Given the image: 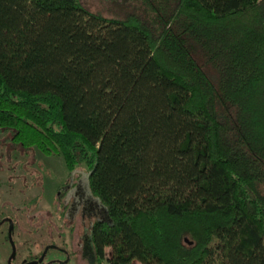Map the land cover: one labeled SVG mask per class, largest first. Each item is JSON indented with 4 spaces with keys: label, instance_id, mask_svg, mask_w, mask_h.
<instances>
[{
    "label": "trees",
    "instance_id": "obj_1",
    "mask_svg": "<svg viewBox=\"0 0 264 264\" xmlns=\"http://www.w3.org/2000/svg\"><path fill=\"white\" fill-rule=\"evenodd\" d=\"M136 2L0 0V127L86 167L95 264H264V0Z\"/></svg>",
    "mask_w": 264,
    "mask_h": 264
},
{
    "label": "rangeland",
    "instance_id": "obj_2",
    "mask_svg": "<svg viewBox=\"0 0 264 264\" xmlns=\"http://www.w3.org/2000/svg\"><path fill=\"white\" fill-rule=\"evenodd\" d=\"M80 1L90 10L101 12L106 16L120 15L138 6L136 0ZM0 161L3 163L0 178L9 179L10 174L22 177L20 186L36 201V213L31 220L42 228L41 247L53 239L58 241L57 235L61 233V229L56 231L54 224H60L59 215L66 206L69 209V216L73 217V223L79 225L81 234L90 232L91 222L95 218L110 220L107 208L89 190L86 167L80 166L78 170L71 171L61 154H47L36 147L25 149L11 140L10 130L1 127ZM15 166L16 168L13 169ZM48 226L52 227V234L49 236L44 233ZM15 240L17 258H20L24 250L17 233ZM0 250L4 253L9 251L8 241L2 229H0ZM106 251H109V248H106ZM59 256L64 257V254L61 253ZM67 263L72 264L69 260Z\"/></svg>",
    "mask_w": 264,
    "mask_h": 264
},
{
    "label": "flooded vegetation",
    "instance_id": "obj_3",
    "mask_svg": "<svg viewBox=\"0 0 264 264\" xmlns=\"http://www.w3.org/2000/svg\"><path fill=\"white\" fill-rule=\"evenodd\" d=\"M2 164L0 161V169L3 168ZM15 168L16 166L13 169ZM21 182L22 177L12 174L9 179L0 178V229L5 233L9 245L8 252L4 253L0 250V263L68 264L67 260H69L72 264H95L90 232L80 233L79 225L73 223V217L69 216L67 206L59 215L60 224H54L56 231L61 229V233L57 235L58 241L53 239L46 242L43 247L40 246L42 228L31 220L36 213V201L20 186ZM16 203L20 205H15ZM16 233L24 250L20 258H17ZM44 233L47 236L52 234V227L48 226ZM61 253L64 257L59 256Z\"/></svg>",
    "mask_w": 264,
    "mask_h": 264
},
{
    "label": "water",
    "instance_id": "obj_4",
    "mask_svg": "<svg viewBox=\"0 0 264 264\" xmlns=\"http://www.w3.org/2000/svg\"><path fill=\"white\" fill-rule=\"evenodd\" d=\"M11 243H13L12 239H10Z\"/></svg>",
    "mask_w": 264,
    "mask_h": 264
}]
</instances>
